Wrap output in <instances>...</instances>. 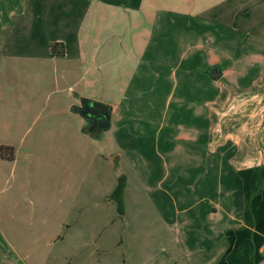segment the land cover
<instances>
[{
	"label": "rangeland",
	"instance_id": "374dc122",
	"mask_svg": "<svg viewBox=\"0 0 264 264\" xmlns=\"http://www.w3.org/2000/svg\"><path fill=\"white\" fill-rule=\"evenodd\" d=\"M19 3L22 8L15 9V0H0L2 259L17 262L19 249L30 255L28 264H216L226 244L218 242L213 252L208 244H198L196 236L209 239L189 225L194 209L183 213L180 229L169 222L170 229L160 232L154 219L161 217L147 206V189L158 193L176 187L158 184L160 178L176 176L179 158L175 150L160 161L155 140L161 145L163 136L146 129L155 128L156 118L168 108L162 101L166 84L150 94L148 79L138 74L145 55L148 68L174 64L177 56L166 58L162 50L172 48L170 40L175 47H190L191 30L181 20L167 22L160 16L157 22V16L112 7L105 0ZM41 9V16L34 14ZM236 41L227 39V46ZM202 43L208 47L207 39ZM137 87L143 91L130 97ZM77 92L120 104L127 122L121 131H130L126 140L115 141L114 130L102 139L86 134L82 118L71 110ZM130 137L132 150L127 148ZM189 150L185 159H192ZM120 154L122 161L115 164L113 157ZM121 174L128 181L125 219L110 196ZM161 233L167 236L168 252L156 250ZM49 238L56 243L44 244ZM87 244L83 252L75 248ZM71 247L77 255L66 259ZM95 247L107 250L98 253Z\"/></svg>",
	"mask_w": 264,
	"mask_h": 264
},
{
	"label": "crops",
	"instance_id": "0c3cea01",
	"mask_svg": "<svg viewBox=\"0 0 264 264\" xmlns=\"http://www.w3.org/2000/svg\"><path fill=\"white\" fill-rule=\"evenodd\" d=\"M105 1H110L112 7L157 16V22L160 16L167 22L181 20L192 33L190 47H175L174 42L167 41L172 48L162 51L166 58L177 56L174 64L148 68L145 55L138 74L143 81L148 79L150 94L166 84L162 101L166 100L168 108L156 118L159 123L155 128L146 129H155L156 135L163 136L161 145L155 140L154 150L160 161H166L168 153L175 150L180 161L171 181L159 179L158 185L175 184L173 190L164 188L154 193L147 189V206L151 205L161 217L157 222L154 219L155 226L166 232L171 222L180 229L183 213L192 208L189 225L209 239L196 236L198 244H208L212 252L213 248L217 250L218 242L226 244L216 264H264V0ZM15 4V9L22 8L19 0ZM34 12L41 16L44 10ZM230 38L238 40L236 46H227ZM202 39L208 40V47L202 45ZM49 51L55 58L56 53ZM215 65L222 69L219 79L209 73ZM163 71L171 73L167 76ZM142 91L137 87L130 91V97ZM75 96L77 103L81 95L77 92ZM112 106L111 126L105 136L114 130V140L122 142L130 133L121 131L127 124L126 115L122 116L120 104ZM134 146L130 137L127 148L132 150ZM188 150L192 159H185ZM118 156L117 164L122 161L121 154ZM127 209L125 202V213L119 214L120 218L127 217ZM67 226L72 229L69 223ZM166 239L162 233L158 236L157 251L168 252ZM53 243L55 238L44 241L47 246ZM72 248L66 251V259L76 257ZM75 248L83 252L89 245ZM95 249L98 253L107 250ZM2 254L0 264H28L30 258L19 249L14 258L17 262L5 256L2 259Z\"/></svg>",
	"mask_w": 264,
	"mask_h": 264
},
{
	"label": "water",
	"instance_id": "95a60500",
	"mask_svg": "<svg viewBox=\"0 0 264 264\" xmlns=\"http://www.w3.org/2000/svg\"><path fill=\"white\" fill-rule=\"evenodd\" d=\"M209 73L213 78L219 79L222 75V69L220 66L215 65L209 69ZM71 110L84 118L90 119L94 123L99 121L102 128L108 127L111 124L113 106L109 103L80 96L79 104H74ZM87 134L91 135V133ZM118 158V155L113 157L115 164H117Z\"/></svg>",
	"mask_w": 264,
	"mask_h": 264
},
{
	"label": "trees",
	"instance_id": "16d2710c",
	"mask_svg": "<svg viewBox=\"0 0 264 264\" xmlns=\"http://www.w3.org/2000/svg\"><path fill=\"white\" fill-rule=\"evenodd\" d=\"M55 52V49H52ZM127 186V178L126 175L121 174L118 177L117 184L111 193V198L117 203V209L121 215L125 213V202H124V194Z\"/></svg>",
	"mask_w": 264,
	"mask_h": 264
},
{
	"label": "flooded vegetation",
	"instance_id": "af4514ba",
	"mask_svg": "<svg viewBox=\"0 0 264 264\" xmlns=\"http://www.w3.org/2000/svg\"><path fill=\"white\" fill-rule=\"evenodd\" d=\"M75 104H79V102L75 103ZM82 118V122L84 125L83 131L87 134V133H92V137L97 138V139H102L105 136L106 131L110 128L111 124L108 127H100V122L97 121L96 123L92 122L90 119L84 118L82 116H80ZM101 129L100 132H98L97 130ZM91 136V135H90Z\"/></svg>",
	"mask_w": 264,
	"mask_h": 264
}]
</instances>
